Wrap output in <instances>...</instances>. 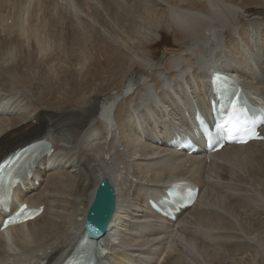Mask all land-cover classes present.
<instances>
[{
  "label": "bare ground",
  "instance_id": "obj_1",
  "mask_svg": "<svg viewBox=\"0 0 264 264\" xmlns=\"http://www.w3.org/2000/svg\"><path fill=\"white\" fill-rule=\"evenodd\" d=\"M235 3L0 0V91L23 89L25 98H15L5 110L0 159L35 140L53 147L52 153L33 161L31 177H23L11 200L13 207L24 201L43 205V211L24 225L0 231V264H64L83 237L87 208L104 177L115 187L116 208L112 228L102 239L108 252L95 264H251L250 259L264 256V139L190 155L167 144L175 133L194 125V110L210 113L214 71L231 72L249 97L260 101L257 105L264 102V22L249 17L245 22L253 30L238 31L241 41L229 44L226 31H234L235 20L243 22L236 19ZM70 9L82 13L77 16L80 23ZM162 16L179 33L182 50L162 64L140 69L132 55L147 47L143 40L154 41L152 27ZM24 17L26 28L16 29ZM101 29L127 52L112 49L114 63L107 79L82 82L72 65L84 67L91 59L85 45L90 36L93 41L104 37ZM11 48L14 60L4 64ZM40 51L47 52L48 61L58 60L53 79L57 88H66L57 101H52L56 92H46L52 80L45 72H29ZM36 77L41 92L38 82L33 83ZM97 80L95 89L91 84ZM108 89L117 91L106 102L94 93ZM114 95L122 96L116 102ZM55 154L68 168L50 167ZM180 180L197 185L198 197L172 220L147 200L157 201ZM23 228L28 236L21 234ZM9 230L25 257L10 258ZM29 237L31 244H24Z\"/></svg>",
  "mask_w": 264,
  "mask_h": 264
},
{
  "label": "rangeland",
  "instance_id": "obj_2",
  "mask_svg": "<svg viewBox=\"0 0 264 264\" xmlns=\"http://www.w3.org/2000/svg\"><path fill=\"white\" fill-rule=\"evenodd\" d=\"M258 1H260V0H253V1L248 0L247 3L241 4V0H237V3H239V4L235 3L236 4L235 10L237 12L236 19L243 20V22L239 23V22H237V20H235V23H237V24L234 28V31L231 32L230 34H228L226 31V34L230 39L226 36L225 41H227L229 44L232 42H238L240 40L241 35L240 36L238 35V31L253 30L245 22L249 17L256 18L259 22H264V0H261V2H258ZM196 2H199V0H196ZM63 3H64V1L61 2V4H63ZM239 6H241V7H239ZM69 12H70V14H72L73 20L75 22L77 21L78 23H80L79 18H77V16L78 15L83 16L82 13L79 11L75 12L73 9H70ZM248 14H249V16H248ZM19 15L22 17L21 14H19ZM18 22L20 23V25H19V27H16V29H21V30L23 29L24 30L26 28L27 23H28L27 17L19 18ZM8 23H11L10 19L8 20ZM152 30L153 31L151 33L155 38L154 41L143 40V42L147 45V47L144 49H141V50L139 49L138 53L132 55L133 60L135 61V63L138 65V67L140 69H145V67L149 68V65H153L154 63H158V62L160 64H162L161 62L164 61L167 57H169L170 55L172 56V55L178 53L180 50H182V45L180 43L181 41H177L179 38V33L174 31V28L171 25V22L169 21L168 16H166V17L162 16L161 18H159L155 22V24L153 25ZM100 32L104 36L100 40H97V38H96L93 41V37L90 36V40H87V42H86L85 46H86V49L88 50V53L90 55L89 57H91V59L88 57L89 59L86 61V65H85L86 67L85 66L81 67L78 64L72 65V69L74 70L73 73H75V74L79 73V79H81L82 82L88 78L89 79H93V78L96 79V77L97 78L100 77L102 79H107V77H109L107 75V73L109 71H110L109 73L112 72L111 69L113 68V63H114L113 62L114 53H113L112 49L113 48L117 49L119 47L120 49H118V50H123V52H127L126 50H124V48L122 49L120 41L114 39L112 36H110L108 33H106L102 29L100 30ZM19 39H21L20 40L21 42H24L25 44L27 43V41L25 39V35H21V37H19ZM255 40L256 39H253V40H251V42H254ZM256 42H258V41H256ZM140 46H141V44H140ZM108 48H109V50H108ZM47 51L48 52L51 51V48H48ZM59 51H60V49H58V53H59ZM43 52L40 51L37 54L39 56L38 57L36 56V58H35L36 63H34V66H36L37 68L34 67V70L29 71V72L31 75L36 74L37 76H38V74H41V72L42 73L45 72L44 76L48 77L52 80L51 81L52 84L50 83V85H52V86H51V88L47 87L46 92L49 93V96H51L50 93L52 91H53L52 93L54 95L56 92L55 98L53 97L52 98L53 100L52 99L51 100L57 101L58 98H63L62 92L65 91L66 87L59 89L55 85V80H57L56 76L58 73V69H57V61L58 60L48 61L50 59V57L49 56L47 57V55H48L47 52H45V51H43ZM202 52H205V48H202ZM10 53H11V55H5L4 59L2 60V62L4 64H10L13 62V60H14V55L12 54V53H14L13 48L10 49ZM106 53H108V54H106ZM149 56L151 58H149ZM40 61H42L43 63L40 64L39 63ZM36 64H40V65H36ZM61 65L65 68L66 67L69 68L68 65H66L64 63H62ZM39 66L42 68H40ZM55 66H56V68H55ZM161 67H162V65H161ZM56 69H57V71H56ZM45 74H47V76ZM33 80H34L33 81L34 84L36 82H38V83H36L35 86H39V90H40L39 92H41L42 91L41 89H43V87H40L41 84H40L39 80L37 79V77H36V79H33ZM96 83H97V85L91 84V87L98 89V83H100V82L97 80ZM57 89H59L60 91ZM116 91L117 90L113 91L112 89H108V90L103 91V92L98 91V93L97 92H94V93H96L98 95V97H100L102 102H106L109 100V99L107 100V98L111 94H114V92H116ZM122 95H119V96L114 95L113 99H115V101L117 102V100H119L120 96H122ZM91 97H93V93H91L89 95V97H88L89 101L92 100ZM15 98H17V99L21 98L25 101L24 90L19 89L16 92L15 91L14 92L0 91V104H2V111L0 109V125L3 124L7 118L8 113L5 112L6 108L10 106L11 102ZM47 98L48 97L46 96L44 99L47 100ZM53 107H55V106H53ZM12 109H13V107H12ZM12 109H11V111H12ZM96 142L102 143L101 140L100 141L97 140ZM89 147H91V146H89ZM57 158H58L57 154H55V156L52 157L51 160L49 161V165L52 169H57V168H61V167L68 168V166L65 164V162L63 160L58 161ZM78 177H80V174L78 175ZM35 182L38 185L40 183V178H38L37 181H35ZM14 234H15L14 231H10V230L5 232V235L8 237V240H9V243L7 244V252L10 255V258H12V257H25L24 254L22 253V251L19 249V247L15 243L14 237L16 238V234L15 235ZM21 234L28 236L29 233L27 232V228H23ZM252 238H253V236H250V241L253 242ZM29 240H30V242H28L26 240V243L24 241H20V242H22V243L24 242V244H28V243L31 244V238L30 237H29ZM246 244H248V243L246 242ZM245 255H247V257L250 259V253L249 252H247ZM250 260H252L251 264H264V256L255 257L254 259H250ZM175 263H176V261H175Z\"/></svg>",
  "mask_w": 264,
  "mask_h": 264
},
{
  "label": "water",
  "instance_id": "obj_3",
  "mask_svg": "<svg viewBox=\"0 0 264 264\" xmlns=\"http://www.w3.org/2000/svg\"><path fill=\"white\" fill-rule=\"evenodd\" d=\"M115 209V191L107 177L98 183L93 200L90 203L85 219V226L89 228L90 236L98 238L107 229Z\"/></svg>",
  "mask_w": 264,
  "mask_h": 264
},
{
  "label": "snow or ice",
  "instance_id": "obj_4",
  "mask_svg": "<svg viewBox=\"0 0 264 264\" xmlns=\"http://www.w3.org/2000/svg\"><path fill=\"white\" fill-rule=\"evenodd\" d=\"M217 127H223L222 125H217ZM238 129L236 126H233L229 131L236 132ZM240 131L242 132V138L238 141L240 143H246L250 139H261L258 135V133L255 131L254 128H241ZM36 145H31L30 147L22 148L20 151L15 152L13 155L8 157L7 159H3L2 162H0V177L3 175L9 173L14 168H17L21 164V160L24 155L29 153L32 148H35ZM24 216L25 218H31L32 214L29 213V210L27 209V206H21L20 209L16 212L15 217L16 218H9L7 223H17L19 222L17 218Z\"/></svg>",
  "mask_w": 264,
  "mask_h": 264
}]
</instances>
